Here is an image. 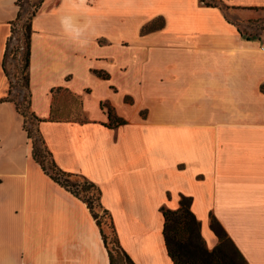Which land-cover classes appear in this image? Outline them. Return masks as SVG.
I'll return each instance as SVG.
<instances>
[{"label":"crops","instance_id":"obj_1","mask_svg":"<svg viewBox=\"0 0 264 264\" xmlns=\"http://www.w3.org/2000/svg\"><path fill=\"white\" fill-rule=\"evenodd\" d=\"M17 1L0 0V264H110L88 206L42 170L24 117L1 101ZM217 1L264 16V0ZM31 28L39 133L62 171L101 189L132 261L175 264L164 211L186 197L209 250L215 217L264 264V31L247 39L200 0H43ZM64 96L83 120L61 117ZM102 104L126 124L111 127Z\"/></svg>","mask_w":264,"mask_h":264},{"label":"trees","instance_id":"obj_2","mask_svg":"<svg viewBox=\"0 0 264 264\" xmlns=\"http://www.w3.org/2000/svg\"><path fill=\"white\" fill-rule=\"evenodd\" d=\"M23 0H18L17 5L19 6V13L16 21L12 24L14 27L16 24L23 22L25 15L24 8L22 6ZM208 7L219 8L225 13L229 10L228 7L224 6L222 2L217 0H200ZM41 6V5H40ZM40 6H36L35 10L30 14V23L27 25V30L29 32L28 37V53L26 58V66L30 68L31 59V35L32 19L36 16ZM226 16V14H225ZM227 18V16H226ZM227 20L231 22L228 18ZM240 31V30H239ZM240 33H242L240 31ZM243 34V33H242ZM247 39H256L258 37H247ZM7 52L4 56V71H5V58ZM30 81V79H29ZM262 91L264 92V85L262 86ZM31 97V94H30ZM2 102L8 101L7 99L1 100ZM102 108L108 113L110 126L116 127L126 124L123 119H118L113 115L112 110L102 104ZM18 109V108H17ZM31 109V101H30ZM18 112L24 117L26 131L28 132L29 138L32 140L33 144V158L40 164L42 170L50 176V178L58 183L60 186L65 188L68 192L74 195L76 198L83 201L90 209L94 219L97 222L98 227L105 244V247L109 254L110 264H135L129 255L122 248L118 235L116 233L115 226L113 224L112 217L110 213L103 208L101 203L102 192L101 189L95 184L88 181L86 178L70 174L62 171L55 163L51 152L48 150L42 136L39 133L38 124L40 120L32 112V117L37 121V127L35 132H32L27 128V115L25 112ZM55 119V116H53ZM35 133V134H34ZM49 158V160L47 159ZM190 198L182 197L180 201L179 209L175 211L166 210L164 211V229L163 235L168 250V254L175 264H249L239 249L236 247L232 239L228 236L222 225L216 220L215 217L211 218V229L218 237L217 246L209 250L206 246L201 234V223L196 218L195 214L191 210ZM96 208L103 210L105 215H108L113 229L114 235V247L110 249L108 237L104 233L102 228V221L99 217Z\"/></svg>","mask_w":264,"mask_h":264},{"label":"rangeland","instance_id":"obj_3","mask_svg":"<svg viewBox=\"0 0 264 264\" xmlns=\"http://www.w3.org/2000/svg\"><path fill=\"white\" fill-rule=\"evenodd\" d=\"M43 0H23L22 6L25 11L23 22L12 26L9 39L6 44L7 52L5 58V71H4V58L2 68L4 74L9 81V93L5 99L15 104L21 112H25L27 115V128L32 132H35L37 127V121L32 117V111L30 109V81H29V69L26 66V58L28 53V37L29 32L27 25L30 23V14L35 10L36 6H40ZM225 14L227 18L233 22L238 29L247 37H259L264 31V16H257L253 14L246 19H242L238 13L226 10ZM161 21H156L155 25H161ZM5 56V54H4ZM62 105L68 106V114L61 115V117L67 116L71 120H83L80 104L75 100H71L68 96L62 98ZM17 109V110H18ZM35 134V133H34ZM49 160V158H47ZM99 217L102 221V228L104 233L108 237L109 247H114V235L111 221L108 215H105L103 210L96 208Z\"/></svg>","mask_w":264,"mask_h":264}]
</instances>
